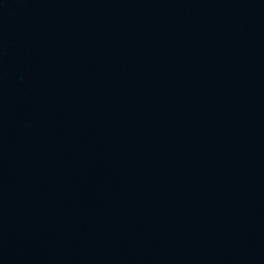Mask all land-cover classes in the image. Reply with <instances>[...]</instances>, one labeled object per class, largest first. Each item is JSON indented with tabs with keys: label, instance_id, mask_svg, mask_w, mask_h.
Wrapping results in <instances>:
<instances>
[{
	"label": "water",
	"instance_id": "1",
	"mask_svg": "<svg viewBox=\"0 0 264 264\" xmlns=\"http://www.w3.org/2000/svg\"><path fill=\"white\" fill-rule=\"evenodd\" d=\"M0 264H264V0H0Z\"/></svg>",
	"mask_w": 264,
	"mask_h": 264
}]
</instances>
